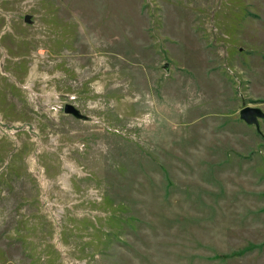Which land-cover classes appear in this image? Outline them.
Segmentation results:
<instances>
[{
  "label": "rangeland",
  "instance_id": "obj_1",
  "mask_svg": "<svg viewBox=\"0 0 264 264\" xmlns=\"http://www.w3.org/2000/svg\"><path fill=\"white\" fill-rule=\"evenodd\" d=\"M245 105L264 0H0V264H264Z\"/></svg>",
  "mask_w": 264,
  "mask_h": 264
},
{
  "label": "water",
  "instance_id": "obj_2",
  "mask_svg": "<svg viewBox=\"0 0 264 264\" xmlns=\"http://www.w3.org/2000/svg\"><path fill=\"white\" fill-rule=\"evenodd\" d=\"M24 21L29 22L28 14L24 15ZM63 111L64 113L71 114L79 119L85 118V115L71 103L64 104ZM238 116L245 123L254 125L256 130L260 132V120L264 118V109L258 106L245 105L239 109Z\"/></svg>",
  "mask_w": 264,
  "mask_h": 264
}]
</instances>
